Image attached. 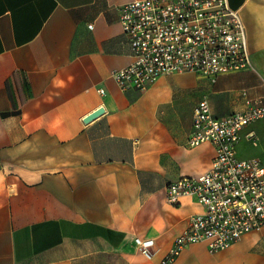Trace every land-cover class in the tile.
<instances>
[{"label": "crops", "instance_id": "1", "mask_svg": "<svg viewBox=\"0 0 264 264\" xmlns=\"http://www.w3.org/2000/svg\"><path fill=\"white\" fill-rule=\"evenodd\" d=\"M128 1L0 0V264H159L202 211L191 197L169 204L166 185L215 155L187 146L194 106L224 117L264 103V0H227L247 68L121 91L110 72L133 59L118 7ZM236 153L264 165V117L242 129ZM135 236L154 240L152 259ZM169 264H264V227L216 252L190 244Z\"/></svg>", "mask_w": 264, "mask_h": 264}, {"label": "built area", "instance_id": "2", "mask_svg": "<svg viewBox=\"0 0 264 264\" xmlns=\"http://www.w3.org/2000/svg\"><path fill=\"white\" fill-rule=\"evenodd\" d=\"M118 7L133 55L129 64L110 72L121 91H144L173 72L214 80L251 63L245 27L227 0H131ZM263 117L264 103L259 100H246L244 110L224 117L213 116L206 100L194 106L187 146L208 143L215 155L206 172L166 185L169 204L191 197L202 211L188 218L159 264L173 262L190 244L204 243L209 252H216L264 227V165L236 153L242 129ZM133 244L145 259L153 258L152 238L135 236Z\"/></svg>", "mask_w": 264, "mask_h": 264}, {"label": "water", "instance_id": "3", "mask_svg": "<svg viewBox=\"0 0 264 264\" xmlns=\"http://www.w3.org/2000/svg\"><path fill=\"white\" fill-rule=\"evenodd\" d=\"M104 111L103 108H98L97 110L93 111L92 113L88 114L84 119L83 122H88L92 119H94L95 117H97L98 115H100L102 112Z\"/></svg>", "mask_w": 264, "mask_h": 264}]
</instances>
